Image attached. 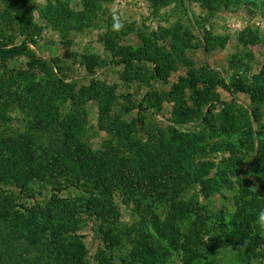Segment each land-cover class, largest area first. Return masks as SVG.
<instances>
[{
    "label": "trees",
    "instance_id": "obj_1",
    "mask_svg": "<svg viewBox=\"0 0 264 264\" xmlns=\"http://www.w3.org/2000/svg\"><path fill=\"white\" fill-rule=\"evenodd\" d=\"M100 1L82 0L91 9ZM0 4V120L7 122L16 111L28 117L24 129L0 133V264H89L91 259L96 264H162V242L168 251L181 250L186 255L184 264L205 260L204 236L210 233L211 222L199 196L211 197L217 179L213 165L196 160V154L207 148L236 153L235 144L221 141L220 136L237 134L240 141L249 143L251 165L257 167L252 178L264 190V62L246 80L226 82L219 72L189 68L169 86L174 61L154 47L152 38L140 35L137 48L118 51L103 37L106 50L121 55L110 61L122 67L120 77L147 84L136 107L141 112L154 111L149 112L150 118L138 113L124 121L121 116L130 109L122 106L119 114L113 111L117 99L112 87L94 78L81 85L59 59L40 57L26 45L36 29L29 0H0ZM44 9L43 16L60 33L88 27L81 21L85 13L72 10L66 2L46 0ZM16 30L26 40L17 45ZM239 40L257 43L258 37L247 28ZM21 55L27 58L23 67L7 65ZM98 55V51L79 55L88 75L104 65ZM158 83L163 89L155 87ZM218 86L231 94L243 93L248 106L234 98L221 100ZM88 104L96 105L97 130L106 135L97 148L84 138ZM164 104L170 112L161 128L155 113ZM195 121L204 128L180 129ZM239 179L245 185L242 204L223 221L221 239L247 254H263L264 238L256 229L264 198L247 199L246 186L253 181ZM191 188L198 190L190 193ZM71 189L79 192L78 202L62 198ZM37 191L41 201L35 198ZM115 195L143 219L139 227L126 229L134 243L127 257L120 255V237L112 233L118 218ZM30 198L33 201L28 204L25 200ZM160 206L165 207L164 220L152 210ZM89 224H95L102 241L93 258L78 235Z\"/></svg>",
    "mask_w": 264,
    "mask_h": 264
},
{
    "label": "rangeland",
    "instance_id": "obj_2",
    "mask_svg": "<svg viewBox=\"0 0 264 264\" xmlns=\"http://www.w3.org/2000/svg\"><path fill=\"white\" fill-rule=\"evenodd\" d=\"M61 1L66 2L74 11L85 13L81 21L87 23L88 27L83 31L69 30L60 33L43 16L44 4H39L37 0H29L36 29L31 36L33 41L27 37L26 45L40 57L59 59L61 64L68 68L70 76L79 80L81 85H87L88 80L94 78L101 84L112 87L117 99L113 111L119 114L122 106L130 109V112L121 116L124 121L135 119L139 116L138 113L150 118L149 112L154 111L141 112L136 107L138 99L147 90V84L137 80L127 82L120 77L122 67L112 66L110 61L120 59L121 55L116 52L117 56H113L106 50L105 47L108 46H104V42L100 40L103 37H107L110 44H114L118 51L126 47L137 48L141 44L140 35L152 38L154 47H159L167 54V58L174 61L175 69L169 74V86L175 84L178 76L185 74L189 68H205L219 72L226 82H231L233 79L246 80L256 74L264 62V0H101L93 9L87 8L82 0ZM117 6L123 24L120 32L111 29L110 10ZM0 9H2L1 4ZM247 28L258 37L257 43L244 44L239 40L240 33ZM7 33L10 34L9 31ZM13 39L17 45L25 40V36L20 35L16 30ZM185 42L189 45L187 46ZM95 51H98V56L104 61V65L98 67L91 76L87 74L86 65L81 64L79 55ZM26 61L27 58L21 55L10 59L7 65L23 67ZM141 62L143 64L146 61ZM155 87L161 90L163 84H155ZM216 91L223 101L234 98L248 106L249 100L243 93L231 94L220 86ZM71 108H75L74 103ZM218 108H221L219 104ZM169 112L170 106L164 104L163 110L155 113V121L161 128H165ZM27 118L22 112H14L7 122L0 120V133H9V129H24ZM97 119L96 105L88 104L85 109L84 138L89 140L93 148H97L101 139L106 137L97 130ZM192 125L204 128L202 122L195 121L180 129L191 131ZM208 132L209 130H205L206 134ZM217 139L219 141V138ZM220 140L233 142L239 150L232 153L227 150L207 148L204 152L196 154V160L208 161L213 165L212 175L216 177L217 183L216 191L211 197L206 199L202 195L199 196L200 203L206 205L205 211L210 218L211 230L204 236L207 258L195 264H264V253L247 254L238 247L226 246L222 242L219 230L223 221H227L238 210L239 204H242L241 189L245 185L239 177L253 181L246 186L250 191L244 193L247 199L264 198V190L252 178V172L257 170V167L251 165L253 158L247 148L249 143L240 141L237 134L232 136L222 134ZM252 187H257V192ZM194 189L198 190L191 188L190 193L195 192ZM42 193H46V190H42ZM34 195L37 201H41L42 195L38 191ZM61 196L63 199L78 202L77 197L80 194L75 189H71ZM25 201L29 204L33 198ZM114 203L118 208V218L112 226L116 228L112 233L120 237V255L127 257L134 243H131L125 234L126 229L139 227L143 219L136 215L131 206H125L117 195L114 196ZM152 210L164 220L165 207L160 206ZM208 224L210 226V223ZM257 224L256 231L264 238V226L259 222ZM94 225L89 224L78 231V235L82 236V240L87 245L89 255L92 256L90 258H93L94 253L102 247V241L94 231ZM99 225L100 222H96V226ZM134 235L133 232L131 239ZM160 245L164 250L162 264H184L186 255L181 250L168 251L165 242ZM89 264H96V261L91 259Z\"/></svg>",
    "mask_w": 264,
    "mask_h": 264
},
{
    "label": "clouds",
    "instance_id": "obj_3",
    "mask_svg": "<svg viewBox=\"0 0 264 264\" xmlns=\"http://www.w3.org/2000/svg\"><path fill=\"white\" fill-rule=\"evenodd\" d=\"M37 2L43 5L46 2V0H37ZM110 15L112 20V24H111L112 31L120 32L123 28V24L120 19L119 7L118 6L113 7L110 10ZM252 189L257 192V187H252ZM258 222L261 224V226H264V209L260 210V212L258 213Z\"/></svg>",
    "mask_w": 264,
    "mask_h": 264
}]
</instances>
